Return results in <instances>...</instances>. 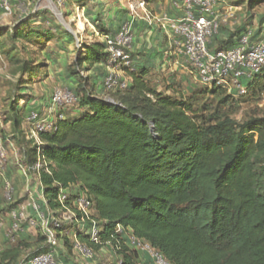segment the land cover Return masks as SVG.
<instances>
[{"label":"trees","instance_id":"trees-1","mask_svg":"<svg viewBox=\"0 0 264 264\" xmlns=\"http://www.w3.org/2000/svg\"><path fill=\"white\" fill-rule=\"evenodd\" d=\"M158 2L161 0H144L147 6ZM248 3L254 9L264 0ZM97 16L94 23H102V15ZM127 23L134 35L133 22ZM125 24L115 35L111 34L112 27L100 24L98 33L115 37ZM228 24L220 25L218 34L210 40L211 52L238 45L248 33L243 26L232 32ZM28 33L19 27L13 30L12 44L17 39L35 44L44 36L52 38L49 33ZM7 35L0 31V54L11 64L20 65L19 73L28 75L32 84L41 75L39 65H31L33 61L23 65L14 49L7 51L3 40ZM165 37L164 43L168 40ZM263 38L261 32L251 36L250 43ZM214 44L218 49L213 50ZM78 53L76 68L69 69V88L76 92L73 96L79 111L57 121L56 130L40 135L42 155L50 172H40L39 194L45 201L37 200V205L47 217L62 215L64 206L77 215V220L63 223L58 237L70 227L73 238L81 226L86 233H78L76 241L93 252L91 259L107 248L117 256V264L141 263L140 251L133 247L132 240L149 245L168 264H264V116L238 121L230 111L220 109L222 106L214 110L207 105L196 107L198 98L210 96L219 105L231 108L237 92L227 96L228 89L222 87L199 92L202 96L191 91L189 99L181 94L172 97L169 92L180 85L171 75L163 78L168 86L158 90L149 80L152 70L136 67L140 59L133 50L129 53L133 68L125 70L130 80L127 88L103 98L108 93L106 72L99 65H108L106 44L82 43ZM93 68L104 80L101 91L96 84L90 83L91 90L80 84V73ZM262 78L264 70L253 82L247 80V94L241 96L254 98L262 92ZM30 105L31 99L20 94L12 105V117L5 120L24 139V113ZM27 139L33 145L27 159L32 169L37 153L35 141ZM63 192L68 195L64 205L60 201ZM80 196L92 203L93 210L81 223L82 213L73 209ZM94 224L99 230L97 241L93 240ZM71 237L66 236L65 245L74 252ZM46 251H36L22 264H29ZM17 252L7 250L2 261L16 264ZM55 260L58 264H75L61 258L59 248Z\"/></svg>","mask_w":264,"mask_h":264},{"label":"rangeland","instance_id":"rangeland-1","mask_svg":"<svg viewBox=\"0 0 264 264\" xmlns=\"http://www.w3.org/2000/svg\"><path fill=\"white\" fill-rule=\"evenodd\" d=\"M59 1L13 0L11 3L12 13L10 15H6L0 11V31L8 34L3 39L6 50L10 51L14 49L15 56L23 65L24 62L33 61L31 65H39L38 71L41 73L39 78H36L30 84L28 75H25L23 72L19 73L20 65L11 64L6 57L0 54V141L7 152V160L5 162H1L0 160V221L3 223V227L0 229V264H12L10 261H2V255L7 250L17 249L18 257L16 264H22L30 255L45 246L42 220L30 206L33 204V200L39 199L40 178L31 170L27 177L23 176L24 174L20 169V165H28L27 159L31 157V150L33 149V145L27 139L31 117L33 115H38L43 119L49 117L52 100L56 93L70 92L73 95L76 94L75 91L69 88L71 87L69 69L76 68L75 63L79 55L78 48L81 47L82 43L102 41L98 33L99 25H107L115 21L117 9L120 12L123 11L124 13L122 14H125L127 10L131 14L133 13L136 19L146 21L148 16L163 18L164 14H174L166 13L167 1L172 3L173 1L179 2L180 0H161V2L151 4L150 6L145 5L144 0H63L62 4H59ZM245 4V7L241 8V12L247 10L255 12L234 13V16L228 19L227 23L233 22L234 26L232 28L234 30L242 25L246 30L251 31L252 37L260 35L261 32L264 33V23L262 22L264 20H262V17H264V4L254 9H250L248 0ZM97 15H102V23H94L95 19L98 20ZM118 22H120L121 26L122 23L124 24L128 21ZM240 23L242 24L240 25ZM109 24L107 27H109ZM18 27L21 32L27 35L29 31H37L44 35L49 33L52 38L48 40L46 39L47 36H44L41 42L35 44L27 42L24 39H17L15 40V45H13L10 33L13 34V30ZM112 28L111 34L115 35L119 27L114 26ZM157 29L159 30L158 27ZM144 30L148 29L145 28ZM158 30L155 32L158 34L156 38L153 35L154 37L151 36L149 40L147 38L144 40L146 47H157L159 43L158 48L163 50L164 53L158 54L160 57L154 54V56L151 55L153 57L152 60L156 59V62L146 65L148 69L152 70L149 80L153 86H156L158 90H163L168 86L167 84H163V78L173 75L176 83L180 86L172 87L174 90L169 92L172 97H178L181 94V96L184 95L183 97L189 99L191 91L196 90L199 93L210 89V87L201 84L196 70L187 61L181 49L179 51L174 49L175 53L173 52V56H170V43H168V40V45L163 43L165 36ZM67 34H71L73 38H69ZM77 37L82 40L80 46L77 45ZM134 38L136 39V33L134 34ZM162 48H166L167 50ZM135 57L140 59L141 66L150 60V58L146 59L145 56L141 55L136 56L135 54ZM166 60L169 63L162 68L161 65ZM140 65L136 64V67H140ZM92 74L98 75L93 69L80 73L82 77V83L80 84L86 85L87 90L92 89L90 84ZM119 74L125 79L128 78L127 71H120ZM262 79L264 81V78ZM231 91L229 92L228 90L226 92L227 96L233 92H237L236 101L232 104L231 108L219 105V101L210 98V96L198 98L196 107L202 108L204 105H207L214 110L222 106L220 109L230 111L238 121H242L248 116H264V88L254 98L252 96H241L234 89ZM20 94H25L31 99V105L24 113L27 121L22 125L25 139L24 136L15 133L11 123L6 124L5 122L6 119L12 117V105ZM108 94L109 92L105 93L103 98L108 99ZM199 96L202 95L199 93ZM109 102H111L110 99ZM77 109L78 105L75 103L61 107V112L67 118L68 115L73 114ZM4 137L6 140H4ZM6 182H9L15 190L10 200L7 199V194L4 190ZM90 214H93V210ZM14 215L17 216L16 219ZM68 216L65 218L64 215H59L58 217L67 223L70 221ZM49 217L52 221L53 215H49ZM15 224L19 227L17 230L14 228ZM23 228L25 232H22ZM71 229L70 227H66L65 232H62V236H59L61 240V245L59 246L61 258L67 257L72 262H75V264L118 263L115 253L107 248L96 253L94 259L72 252L70 245H65L66 236L71 237ZM73 238L71 237L72 240ZM132 241L134 243L133 247L140 251V264H168L149 245L141 244L136 240Z\"/></svg>","mask_w":264,"mask_h":264},{"label":"built area","instance_id":"built-area-1","mask_svg":"<svg viewBox=\"0 0 264 264\" xmlns=\"http://www.w3.org/2000/svg\"><path fill=\"white\" fill-rule=\"evenodd\" d=\"M13 0H0V11L6 15L12 13L11 3ZM17 1V0H16ZM63 0L59 1L62 4ZM217 0H185L183 9L186 11L184 18L179 20L170 19L168 16L163 18H152L148 16L150 24L154 23L161 25L167 31H173L178 38V45L187 61L196 70L199 80L202 85L207 87H222L238 91L240 95L247 94V87L243 84V80L253 82L254 79L260 75L264 70V38L255 44L250 43L251 31L243 36L239 44L235 48L219 50L215 53L209 50L208 44L214 35L218 34L219 27L222 23L227 24L228 19L234 16V13H226V15L217 13ZM102 42L107 46L109 55L108 73L105 77V88L107 92L112 93L116 91H123L127 88L130 80L123 78L119 73L126 69H132V59L130 52L134 46V35L131 24L126 23L121 28L120 32L115 36L100 35ZM81 39L76 38L77 45H81ZM73 94L70 92H59L54 95L51 104L50 115L47 118H40L38 115L31 117V125L29 130V139L35 141L36 149V163L30 169L28 165L21 164L20 169L23 176H28L30 170L34 171L40 178V187L42 188L40 172L44 169L49 173L48 165L45 164L42 155L43 143L40 135L56 130L57 121L64 120L65 115L61 112V107L75 104ZM0 160L5 162L7 160V152L0 141ZM4 190L7 194V199L10 200L15 190L6 182ZM38 201H45L44 195L38 193ZM68 195L63 192L60 196V201L64 205ZM33 200V199H32ZM34 212L38 214L44 226V235L46 242L44 249L47 251L43 254L33 257L29 264H58L55 260L60 240L57 231H62L64 228L63 219L53 215L52 221L40 211L37 200H33L30 205ZM66 212L62 215L68 216L71 221L77 220L76 213L65 207ZM73 209H77L82 213L81 222L89 217L92 211V203L80 196L76 198L73 203ZM51 215V214H50ZM15 219L17 218L16 215ZM3 223L0 221V229ZM16 230L19 228L17 224L14 225ZM22 231V230H21ZM23 232V231H22ZM93 240L97 241L98 226L94 224L92 228ZM78 233H86L83 227H79L74 233L73 248L74 252L87 258H93V252L86 246L78 243L76 237Z\"/></svg>","mask_w":264,"mask_h":264},{"label":"crops","instance_id":"crops-1","mask_svg":"<svg viewBox=\"0 0 264 264\" xmlns=\"http://www.w3.org/2000/svg\"><path fill=\"white\" fill-rule=\"evenodd\" d=\"M165 1H167V0H165ZM246 1L247 0H217V5H216L217 13H222L224 15H226V13H254L255 11L253 12L251 10H247V11L241 12V8L242 7H245ZM166 6H167L166 13H174V14H170V15L164 14V15L168 16L170 19H173V20H179V19L184 18L186 11L183 9L182 6H180V4H178L177 1H173L172 3L169 2V1H167ZM122 13H124V12L123 11L120 12L117 9L116 15H115V21L111 22L110 24L108 23L109 24V27L110 26H112V27L117 26V27L120 28L121 27L120 26V22H118V21H124V22L125 21H132L133 22V25H134V33H136V39L134 40V46H133V53H135L137 55L145 56L146 59L150 58V60L147 63H145V65H143V66L147 67L146 65L153 64V62H156V59L155 60H152V58H153L152 56L157 55V57H160L158 54H162L163 53V50H161V49L158 48L159 43H158L157 47H146V42H144V40L146 38L149 40V38H151V36H153V35L156 38V35H158V34L155 33L158 30L157 27L159 28L158 31H160L163 34V36H168V43H170V49H169L170 50V56H173V52L175 53V50L174 49H176L177 51H179L180 47H179V45L177 43L178 42L177 41L178 38L174 35L173 31H171V30L170 31H167V30L163 29L161 27V25H159L157 23L156 24L154 23V25L152 26L150 24V21H149V18L148 17H147V20L146 21H141L142 19H136V17H134L133 13L131 14L127 10L125 11V14H122ZM154 18H158V17H155L154 16ZM242 23H240V25ZM232 26H234L233 22L230 23V24H228L227 29L233 30ZM235 26H236V24H235ZM145 28H147L149 31L148 30H144ZM226 37L227 36H225L224 39H226ZM165 43H166V45H168L167 42H165ZM237 46L238 45L234 44V45H229L227 47L228 48H235ZM151 48H152V50H151ZM212 48H213V50L214 49L215 50L218 49L216 47V44H214ZM162 49H166V48H162ZM167 61L168 60L164 61L165 63L163 65H161L162 68H164L166 65H168L169 61L168 62ZM152 66H154V65H152ZM99 67H103V70H102L103 73L104 72L108 73L107 72L108 71V65H106V66L99 65ZM95 70L96 69L93 68V71H95ZM106 73H105V75L107 76ZM88 74H91V73H88ZM91 77H92L91 78L92 79L91 80V84L93 86L95 84L97 86H99V90L102 89V85H100V84L104 81L103 78L101 76H98V75L95 76L93 74L91 75ZM247 82H248L247 80H243V84L244 85ZM78 111L79 110L77 109L76 111L73 112V114H70V116H73V115L77 114Z\"/></svg>","mask_w":264,"mask_h":264},{"label":"water","instance_id":"water-1","mask_svg":"<svg viewBox=\"0 0 264 264\" xmlns=\"http://www.w3.org/2000/svg\"><path fill=\"white\" fill-rule=\"evenodd\" d=\"M110 103H111V104H113V102H112V101H111Z\"/></svg>","mask_w":264,"mask_h":264}]
</instances>
